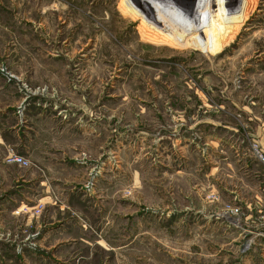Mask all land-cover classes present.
Wrapping results in <instances>:
<instances>
[{
    "label": "rangeland",
    "instance_id": "374dc122",
    "mask_svg": "<svg viewBox=\"0 0 264 264\" xmlns=\"http://www.w3.org/2000/svg\"><path fill=\"white\" fill-rule=\"evenodd\" d=\"M259 155L264 0H0V264H264Z\"/></svg>",
    "mask_w": 264,
    "mask_h": 264
},
{
    "label": "crops",
    "instance_id": "0c3cea01",
    "mask_svg": "<svg viewBox=\"0 0 264 264\" xmlns=\"http://www.w3.org/2000/svg\"><path fill=\"white\" fill-rule=\"evenodd\" d=\"M253 199L255 203H262L264 201V188L258 189V191L255 192Z\"/></svg>",
    "mask_w": 264,
    "mask_h": 264
},
{
    "label": "built area",
    "instance_id": "2783aa9c",
    "mask_svg": "<svg viewBox=\"0 0 264 264\" xmlns=\"http://www.w3.org/2000/svg\"><path fill=\"white\" fill-rule=\"evenodd\" d=\"M258 158H259L262 162H264V158H262V155H259ZM15 161L18 162V163H22V159H21V158H16Z\"/></svg>",
    "mask_w": 264,
    "mask_h": 264
}]
</instances>
